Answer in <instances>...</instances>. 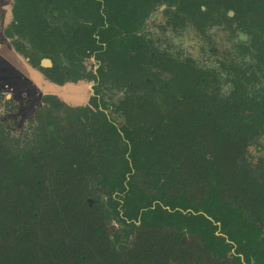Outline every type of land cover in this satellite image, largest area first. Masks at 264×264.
<instances>
[{
    "label": "flooded vegetation",
    "instance_id": "obj_1",
    "mask_svg": "<svg viewBox=\"0 0 264 264\" xmlns=\"http://www.w3.org/2000/svg\"><path fill=\"white\" fill-rule=\"evenodd\" d=\"M211 2L210 7L201 5L202 12L194 13L193 22L183 16L175 25L166 23L160 12L175 7L160 4L150 9L140 24L132 22L122 28L118 22L113 23L116 30L113 41H105L103 32L109 26L107 15L125 13L113 7L125 6V0H0V62L13 68L21 77L28 74L24 75L27 80L24 87L14 88L9 84L0 87L1 213L7 216L16 206L14 211L23 220V228L17 232L22 236L20 238L23 239L22 234L25 233L30 239L31 233L41 228L78 227L83 242L88 235L98 240L104 238L102 241L106 240V248L111 252L116 250L119 253L140 246L139 243L130 245L132 230L139 229L142 223L148 227L140 217L150 207L140 209L136 220L128 219L122 212L111 215L109 199L104 192L92 194L87 173L115 171L118 163L117 159L111 161L112 151L119 138L125 144V163L117 175L127 180L138 168L142 155L150 154L153 142L168 145L171 139L185 137L173 136L180 119H168L166 114L156 124L150 119L149 111L157 108L150 103L151 86L129 89L124 80L119 83L104 76L146 74L149 85V74H160L164 84L181 85V79L167 74H196L209 92L214 89L218 93V101H224L226 110L237 112L234 114L239 125L238 129L226 127L219 134L222 138H217L216 130L221 125H216L210 118L206 123L204 118H200L202 113L193 130L187 132L189 136L186 137L196 144L197 150L199 144H203L201 151L209 160L208 167L202 169L199 167V155L194 152L193 180L198 186L209 187L210 191L199 190L192 201L197 209L184 212L191 211L196 217L203 214L206 221L189 225L190 229L165 231L160 238L156 233L153 236L151 229L144 233L138 230L136 234L151 237L147 240L153 244L144 250L157 264H169L171 257L165 252L171 254L173 250L165 248L167 244L164 243L158 247L160 240L167 242L165 238H171V232L198 231L206 224L219 231L216 236L222 238V247L211 243L214 250L220 248L218 257L226 256L225 264H235L237 260L242 264H256L264 257V0ZM161 19L163 23H158ZM125 29L137 35L143 34V42L138 40V44ZM139 47L145 48L144 51L154 59L149 56L140 58L137 54ZM157 52L160 54L156 56ZM153 60L161 62L160 66L153 65ZM128 77L131 80L127 84H132V76ZM163 90L162 93L169 91L168 88ZM144 91L148 93V102L144 105L147 117L140 120L135 112L141 109L136 99L137 94ZM195 92L198 93V87ZM161 99L165 109L177 111L182 107L167 100L166 96ZM209 101L208 107L213 110L210 117L215 119V96ZM176 111L171 112L177 114ZM93 132L98 142L96 153L87 146ZM222 142L224 149L232 146V151L237 152L224 151ZM166 158L164 169L168 168L173 155ZM232 158L237 166H233L234 170L243 177H252V180L235 183L227 191L230 193L225 194L219 191L225 184L223 174H226ZM46 159H67L65 171L58 168L52 169L51 173L42 171L44 176L51 175L49 182L54 189L51 207L40 206L39 199L44 184L39 176L42 168L47 169ZM99 159L103 160L100 166L97 163ZM124 174L127 176L123 177ZM57 177L61 182H55ZM78 187L88 190L86 206L98 205L97 208H101L106 204L108 208L100 209L103 213L98 211L91 220L69 219L58 205L60 196L57 190L61 189L60 192L68 195ZM115 194L117 191L114 198ZM201 196L209 198L208 205L212 208L216 204L231 203L233 216L215 220L212 214H205L198 207ZM116 200L121 201L119 198ZM164 208L171 210L168 206ZM176 209L180 208L173 210ZM49 211L52 215L46 214ZM120 216L128 226L115 231L113 236L114 220L120 221ZM133 220L135 227L131 224ZM230 224L235 230L229 228ZM239 224L241 228L238 229ZM249 228H255L257 237L263 240L261 244L257 242L258 238L246 235ZM127 232L126 241L118 239ZM235 234L240 236L234 237ZM235 238H238V245H235ZM250 243L253 252L259 249L254 258L235 253L239 245ZM140 255L142 258L146 256Z\"/></svg>",
    "mask_w": 264,
    "mask_h": 264
},
{
    "label": "trees",
    "instance_id": "obj_2",
    "mask_svg": "<svg viewBox=\"0 0 264 264\" xmlns=\"http://www.w3.org/2000/svg\"><path fill=\"white\" fill-rule=\"evenodd\" d=\"M127 4L124 6H113L115 9H119L125 13H119L115 15H107V22L109 23L108 27H105L103 32V40L113 41V33L116 31L114 24L119 23V26L124 28L128 23L132 22H141L146 18L148 11L156 8L160 4H167L174 6L175 8H166L161 10L162 19L166 20V23H173L175 25L178 20L183 16H187L189 22H193L192 19L196 16L194 13L200 11L201 14V5L210 7L212 4L211 0H125ZM176 5V6H175ZM186 9V10H185ZM184 10V11H183ZM16 12V11H15ZM130 12V13H128ZM159 21L158 23H163ZM30 22V21H29ZM152 22H155L153 20ZM114 23V24H113ZM113 24V25H112ZM140 24V23H139ZM31 25V22H30ZM29 37H31V28ZM127 33L130 34L131 38L143 42L144 35H137L133 31L128 32V29H125ZM107 32V33H106ZM106 33V34H105ZM139 40V41H138ZM108 46V45H107ZM145 48L139 47L137 54L140 58L149 56L147 52L144 51ZM160 52L156 53V56ZM153 58V56H149ZM155 60L152 61L153 65H159L161 62L155 63ZM161 69V68H160ZM174 70V69H173ZM160 72V71H156ZM151 75L150 84L146 82V74H105L104 77L114 78L116 81L121 83L122 80L126 82L127 88L131 89L133 86L139 88L151 86L150 94V103L157 108H152L150 113V119L156 121L163 118V114H166L168 119H180V124L174 130V137H185L184 139H171L168 145H163L160 142H153L152 151L150 154H143L141 162L138 165V168L132 172L128 179L125 180L117 175L123 170L125 163V156L123 155V148L125 144L119 138V143L115 144L114 150L112 151V160L118 163L114 172H108V170L100 172L95 170L87 173V183L90 186V190L93 195H99V192L105 194L110 202V207L112 209L111 215L117 212H122L124 216L128 219L136 220L140 209L143 207H150L145 212L141 213V222H145L147 226L143 223L137 228V231L140 230L142 233L146 230L151 229L152 232L158 231V228H162L166 232L177 231L179 229H184L185 227L189 228L198 222L201 224L206 221V217L203 214L196 217L193 212L187 211L191 209L195 211L197 207L192 205L193 199L201 191H210L209 187L204 188L203 184L199 186L194 182L193 177L194 171L193 167L195 166V157L194 152L199 155V167L202 169L204 166L208 167L209 160L205 157L206 154L203 153L202 143L199 144L197 150L196 144L190 141L189 134L195 127V122L199 118V114L203 113V116L206 123L208 118L211 121H214L216 125H221L217 127L216 137L222 138L219 136L220 133H223L226 127H231V129H238L239 125L237 124V112L233 109L231 111L226 110L225 103L223 100L218 99L219 95L214 91V89L207 90L206 86L201 85V78L196 74H167L171 77H176L181 79V85L176 84H164V80L160 74H149ZM128 76H132L133 83L127 84L129 79ZM198 87V93L195 90ZM164 88H168L169 91L162 93ZM138 91V90H137ZM215 93V95H214ZM147 92L137 94L136 104L140 105V110H135L136 117L140 120L145 119L147 116L146 109L144 105L148 102ZM168 98L176 104L181 105L180 110L165 109L162 103L164 100L161 98ZM215 96V110L217 116L215 119L211 118L213 110L208 107L210 103L209 98L213 100ZM167 100H165L167 102ZM221 105V106H220ZM225 110V111H224ZM171 111H176L177 114ZM221 112V116L219 115ZM235 113V114H234ZM230 124V125H228ZM169 127H171L169 125ZM161 135H157L160 137ZM91 140L87 144L88 149H93L96 153L97 151V137L96 133L93 132L90 136ZM158 143V144H157ZM221 147L224 151H232L234 148L227 147L224 149V143H221ZM194 150V151H193ZM42 155V153H40ZM172 156L173 159L169 161V166L167 169H164V163L167 161L166 156ZM2 158H0V162ZM70 162V161H69ZM103 160H97L98 166L102 165ZM67 165V159H46L45 167L47 169H41V174L39 179L44 184L41 188L40 194V206L49 205L51 207L54 189L49 182L50 176H44L43 170L51 173L52 169H59L60 171H65ZM2 164H0V176H3ZM235 159L232 158L229 160V168L227 169L226 174H223L225 179V184L222 186L219 192H227L231 190V187L235 183H240L247 179L248 181L252 180V177H243L240 172L234 170ZM202 172H200L199 177ZM77 174V173H76ZM71 174V175H76ZM70 175V176H71ZM56 183L61 182L57 177L55 180ZM115 194V198L113 194ZM230 193V192H227ZM226 194V193H225ZM202 199L199 200L200 203L198 207L205 211V214H212L215 220L229 219L233 216L234 207L231 206V203L225 204H216L214 208L209 206V198L201 196ZM116 198H119L121 201H117ZM153 202L155 204L153 205ZM3 203L0 200V264H157L150 257L149 253L140 252V246H133L132 250L122 251L117 253L116 250L111 252L106 248L104 241L98 240L88 235L86 242H83L79 237V228H41L37 229L33 234L31 233V238L28 239L26 234L23 233V239L20 238L17 234L23 228V220L20 215L16 213V206L12 207V212L7 216H4L1 213V208ZM153 206V207H152ZM168 206L171 210L164 208ZM174 208H180L173 210ZM49 211L46 214H50ZM109 214V212H108ZM52 215V214H50ZM134 220L132 221V226L135 227ZM190 225V227H189ZM76 234H78L76 236ZM129 232L125 233L123 236H120L118 239L126 241ZM153 238V237H152ZM98 240V241H97ZM166 241L170 242L169 247H173L176 243L173 242L171 238H165ZM163 241L160 240L158 247L162 245ZM167 250V249H166ZM146 254L144 258L140 255ZM169 251H166L165 254L174 258L171 264H207V255L202 249L199 251H182L183 256L182 260H179L178 256H171ZM113 256V257H112ZM169 258V259H171ZM163 261V260H159ZM248 262V258L246 259ZM133 262V263H132ZM170 263V260H168ZM212 264H215L212 261ZM235 264H242L239 260ZM256 264H264V257H261L256 261Z\"/></svg>",
    "mask_w": 264,
    "mask_h": 264
},
{
    "label": "rangeland",
    "instance_id": "obj_3",
    "mask_svg": "<svg viewBox=\"0 0 264 264\" xmlns=\"http://www.w3.org/2000/svg\"><path fill=\"white\" fill-rule=\"evenodd\" d=\"M22 68H25L22 66ZM24 75L28 74H22V77L20 74L15 73L13 68L11 69L10 66L3 64L0 62V87L4 86L5 84H9L8 86H13L14 88H21L26 85V79ZM131 157V156H130ZM136 158V156H135ZM131 159V158H130ZM127 174H124L123 177H126ZM82 187V186H81ZM61 189L57 190V195L59 194L60 198H57L58 205L60 209L62 210L63 214L69 215V219H73L74 221H80L83 222V220H91L93 216H95L98 213H103L102 211H99L100 209H107L108 206L106 204L101 205V208H97L98 205L89 206L85 205L86 200L88 199V190H83V188H76L73 192L69 193L68 195H65L64 193L60 192ZM58 196V197H59ZM99 211V212H98ZM98 212V213H97ZM114 228L112 229L111 235L114 236L115 231H122L126 229L127 223L121 218L120 221L118 219L114 220ZM119 223V225H117ZM228 225H223L222 227L227 228ZM231 230H235L233 227V224H230L229 227ZM236 228H241V224H239ZM251 229V230H250ZM136 229L132 230V237L130 238V245L133 246L135 243L140 244V252L144 249H147L150 247L153 243L150 242L151 238L148 234H144L143 236H138L136 234ZM152 232V231H150ZM165 230H158L156 232H152L153 236L156 233V236L160 238L161 234H163ZM217 231L212 225L206 224L205 226H202L198 231H189V232H171V239L176 244L173 247L168 246V241L163 242L164 244H167L165 248L169 247L173 249V253L171 256H178L179 260H182L183 256L181 254L182 251H199V249H202L204 253L207 255V264H212V261L215 264H225L226 263V256L221 255L218 257L220 253V248L214 250L213 245L211 242H214L219 247H222L223 240L222 238L216 236ZM101 234V233H100ZM200 234V235H199ZM199 235V236H198ZM246 235H250L253 239H257L258 243L262 242L263 240L258 236L255 231V228H249L248 231H246ZM91 236V235H90ZM152 236V237H153ZM216 236V237H215ZM240 234H235L234 237H239ZM236 243L235 245H238V238H235ZM100 240H104L100 239ZM106 241V240H105ZM104 241V242H105ZM149 241V242H148ZM155 241V240H151ZM251 244H241L237 248H235L236 254H245L249 255L250 257L254 258V256L259 253V249H256L253 252V249H251ZM261 244V243H260ZM264 247V244L262 245ZM128 248V247H127ZM143 249V250H142ZM227 251V250H226ZM229 251H228V253ZM174 258L170 259V263Z\"/></svg>",
    "mask_w": 264,
    "mask_h": 264
}]
</instances>
